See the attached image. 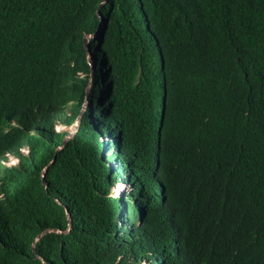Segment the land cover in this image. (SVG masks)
<instances>
[{
    "label": "trees",
    "instance_id": "1",
    "mask_svg": "<svg viewBox=\"0 0 264 264\" xmlns=\"http://www.w3.org/2000/svg\"><path fill=\"white\" fill-rule=\"evenodd\" d=\"M103 1L0 0V264H264V0Z\"/></svg>",
    "mask_w": 264,
    "mask_h": 264
},
{
    "label": "water",
    "instance_id": "2",
    "mask_svg": "<svg viewBox=\"0 0 264 264\" xmlns=\"http://www.w3.org/2000/svg\"><path fill=\"white\" fill-rule=\"evenodd\" d=\"M107 1H108V0H104V1L101 3V5H100L99 10L97 11V14H98L99 19H100V27H99V29H98L96 32H94L93 34H89V35L85 38V47H86V48H88L89 38H92V37L97 36V35H98L99 33H101V32L104 30V28H105V19H104V17L102 16L101 8L105 5V3H106ZM88 51H89V50H88ZM88 57L91 58L89 52H88ZM90 61H91V60H90ZM91 64H92V70H94V64L92 63V61H91ZM92 73H93V71H92ZM91 83H92V78L90 79V83H89V86H88V88H87L86 102H88V97H89V93H90ZM84 106H85V104H84ZM82 114H83V112H82ZM80 119H81V116H79L78 119L75 121V123L72 124V126H71V128H70L68 134H67V135L65 136V138H64L63 144L59 147L58 151H59L60 149H62V148L66 145V143H67V142H68V141H69V140L75 135L76 130H77V127H78L79 124H80ZM55 158H56V156H54V159H52V161H50V163L44 168L43 173H42V180H43V183L45 184L46 187L48 186V183L46 182V174H47V171H48L50 165L54 163ZM67 216H68V218H69V220H70V224H69V226L71 227V225H72V217H71V214L69 213L68 209H67ZM70 227L66 230V232H68V231L70 230ZM50 232L62 233L63 230H61V229H51V228H48V229H46L45 231H43L42 233H40V234L36 237V239H35V241H34V243H33V247H34V251H35V252H36V243H37V242H38V241H39V240H40L45 234L50 233ZM39 257L42 258L40 255H39ZM43 261H44V260H43ZM44 264H46L45 261H44Z\"/></svg>",
    "mask_w": 264,
    "mask_h": 264
},
{
    "label": "rangeland",
    "instance_id": "3",
    "mask_svg": "<svg viewBox=\"0 0 264 264\" xmlns=\"http://www.w3.org/2000/svg\"><path fill=\"white\" fill-rule=\"evenodd\" d=\"M90 39V38H89ZM91 56V55H90ZM92 61V63L94 62L93 61V58L91 57V58H89L88 57V61H89V64H90V66H92V64H91V61ZM92 71H94V70H92ZM71 101L68 103V105H66V109L69 111L70 110V105H71ZM88 107H89V101L88 102H85V106H84V111L86 110V109H88ZM83 111V112H84ZM82 116L81 117H83V115H84V113L83 114H81ZM14 124H16V123H14ZM56 125H58L57 127H56V130H61V129H70V127L69 126H63V124H56ZM105 136H107V134L105 133ZM106 139V138H105ZM101 141V140H100ZM112 148H113V150H114V147L113 146H111ZM113 150H111V152H110V154H109V156L110 155H112V152H113ZM22 152L23 153H28V147L27 146H25L23 149H22ZM113 159H111L110 157L108 158V164L110 165V164H112L113 162ZM7 162H9L8 164L10 165V164H17L18 163V158H16V157H14V156H12V155H10L9 156V159H8V161H6V163ZM129 190V189H128ZM117 194V193H116ZM118 195V194H117Z\"/></svg>",
    "mask_w": 264,
    "mask_h": 264
},
{
    "label": "bare ground",
    "instance_id": "4",
    "mask_svg": "<svg viewBox=\"0 0 264 264\" xmlns=\"http://www.w3.org/2000/svg\"><path fill=\"white\" fill-rule=\"evenodd\" d=\"M122 185L118 186V189H116V193L119 194V191L121 190ZM69 206V205H68ZM168 209V208H167ZM178 220V219H177ZM136 241V240H135ZM118 242V241H117ZM150 254V253H149ZM113 255V254H112ZM148 257V256H147ZM133 258V257H132ZM131 260V259H130ZM138 260V259H137ZM167 262V260H165Z\"/></svg>",
    "mask_w": 264,
    "mask_h": 264
},
{
    "label": "clouds",
    "instance_id": "5",
    "mask_svg": "<svg viewBox=\"0 0 264 264\" xmlns=\"http://www.w3.org/2000/svg\"><path fill=\"white\" fill-rule=\"evenodd\" d=\"M93 64H94V70H95V63L93 62ZM81 114H82V113H80L79 116H82ZM79 116H78V117H79ZM81 118H82V117H81ZM77 119H78V118H77ZM123 193H124V191H121V190L119 191V195L123 196Z\"/></svg>",
    "mask_w": 264,
    "mask_h": 264
}]
</instances>
